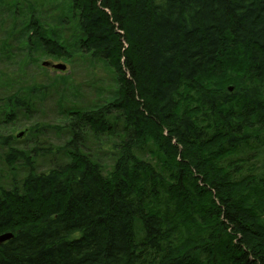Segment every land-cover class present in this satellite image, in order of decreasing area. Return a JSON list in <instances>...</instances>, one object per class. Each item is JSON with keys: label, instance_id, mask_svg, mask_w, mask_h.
<instances>
[{"label": "trees", "instance_id": "obj_1", "mask_svg": "<svg viewBox=\"0 0 264 264\" xmlns=\"http://www.w3.org/2000/svg\"><path fill=\"white\" fill-rule=\"evenodd\" d=\"M63 14L69 40L27 15L25 56L84 53L112 88L62 104L55 151L43 137L59 125L32 123L30 148L0 127L5 161L27 169L0 183V264H264V0H67ZM46 82L1 83L3 127Z\"/></svg>", "mask_w": 264, "mask_h": 264}, {"label": "rangeland", "instance_id": "obj_2", "mask_svg": "<svg viewBox=\"0 0 264 264\" xmlns=\"http://www.w3.org/2000/svg\"><path fill=\"white\" fill-rule=\"evenodd\" d=\"M19 1L20 4L17 9L15 6ZM66 2L67 0H0V85L2 82L7 83L9 81L14 82V88L25 87L26 85L31 87L34 82L44 84V81L50 82L52 78L59 82L57 86L50 85L51 87L47 91H43L44 93L41 91L37 93L40 97H45H42V100L39 98L38 104L34 103L28 115L21 113L14 123L3 118V123H7L5 127L0 120L2 133L17 135L19 131L25 130L22 136L16 138L18 141H11L15 147H32L31 145L35 141L27 135V129L34 122L38 124L42 122L46 125L54 124L62 127V130L58 132L48 129L45 131V136H42L47 141L44 146H51L54 151L59 149L67 143L70 136L64 130V117L60 113L62 104L71 105L73 102L81 101L91 106L108 100L105 98V94L108 89L112 88L111 78L108 69L101 61H90L87 55L78 51H75L72 61L43 56L35 52L32 56H25L28 54H26L22 35L27 15L33 9L44 28L54 29L69 40L75 32V27L73 24L65 25L61 21L62 15L63 18H66V15L63 14ZM45 61L64 63L66 68L62 70L43 65ZM20 72L22 74H19ZM64 76H68L69 79L66 78V83L63 85L64 80L60 78ZM4 79L5 81H3ZM49 79L50 81H48ZM1 90L6 91L7 88H1ZM0 97L2 99L5 96L0 95ZM87 145L94 147L95 149L92 148L94 153H98L101 157L102 153L98 151L99 143L90 142ZM4 152L5 150L0 147V183L8 186L12 177H16L20 181L27 173V169L20 162L16 163L14 168L10 166L5 161ZM35 160L34 165L37 171L46 170L50 166L48 156L38 157Z\"/></svg>", "mask_w": 264, "mask_h": 264}, {"label": "water", "instance_id": "obj_3", "mask_svg": "<svg viewBox=\"0 0 264 264\" xmlns=\"http://www.w3.org/2000/svg\"><path fill=\"white\" fill-rule=\"evenodd\" d=\"M44 65H47V66H53L55 68H58V69H62L64 70L66 68V65L64 63H52L50 61H45L44 62ZM25 133V131H21L18 133V136H22L23 134ZM12 236L11 233H5V234H1L0 235V242L10 238Z\"/></svg>", "mask_w": 264, "mask_h": 264}, {"label": "bare ground", "instance_id": "obj_4", "mask_svg": "<svg viewBox=\"0 0 264 264\" xmlns=\"http://www.w3.org/2000/svg\"><path fill=\"white\" fill-rule=\"evenodd\" d=\"M43 65H44V63H43ZM22 131H25V130H22ZM19 132H21V131H19ZM19 132H18V133H19ZM18 133H17V137H19V136H18ZM4 234H5V233H4Z\"/></svg>", "mask_w": 264, "mask_h": 264}]
</instances>
